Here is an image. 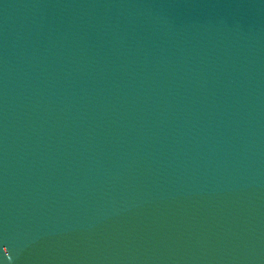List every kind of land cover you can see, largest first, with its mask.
I'll use <instances>...</instances> for the list:
<instances>
[{
  "label": "water",
  "instance_id": "1",
  "mask_svg": "<svg viewBox=\"0 0 264 264\" xmlns=\"http://www.w3.org/2000/svg\"><path fill=\"white\" fill-rule=\"evenodd\" d=\"M0 264H264V0H0Z\"/></svg>",
  "mask_w": 264,
  "mask_h": 264
}]
</instances>
